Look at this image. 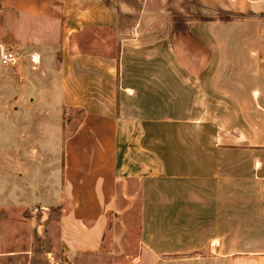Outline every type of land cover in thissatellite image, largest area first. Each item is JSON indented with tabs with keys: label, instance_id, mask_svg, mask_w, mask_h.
Listing matches in <instances>:
<instances>
[{
	"label": "crops",
	"instance_id": "1",
	"mask_svg": "<svg viewBox=\"0 0 264 264\" xmlns=\"http://www.w3.org/2000/svg\"><path fill=\"white\" fill-rule=\"evenodd\" d=\"M144 13L142 0H0V52L17 55L0 64V242L14 264L85 262L127 205L131 264L204 250L264 264V188L224 167L235 114L255 100L233 71L234 31ZM176 29L193 51H178Z\"/></svg>",
	"mask_w": 264,
	"mask_h": 264
},
{
	"label": "rangeland",
	"instance_id": "2",
	"mask_svg": "<svg viewBox=\"0 0 264 264\" xmlns=\"http://www.w3.org/2000/svg\"><path fill=\"white\" fill-rule=\"evenodd\" d=\"M142 8L146 10L144 25H173L177 28L202 19L210 26H229L233 29L234 49L230 56L234 65L233 71L249 75L253 79L255 100L254 111L235 114L240 118L232 128V132L237 136L234 138L235 143L223 145L224 148H232L228 154L232 155L233 159L229 155L224 156L226 159L231 158L224 162V167L236 170L239 188H264V0H142ZM174 39L181 53L183 50H194L190 45L194 40L186 32L176 29ZM206 56L210 63L213 55L206 53ZM224 57H229L227 52ZM211 68L213 65L210 70ZM224 153H227V149H224ZM251 175L254 177L253 185L250 181ZM244 177L246 182L243 184L240 180ZM5 216L4 213L0 218L6 219L3 218ZM26 216L22 215V221H26ZM1 241L0 264H14V259L4 252L7 250V243ZM138 241L139 224L136 210L128 205L124 206L121 211L109 214V226L100 251L80 263L131 264L134 262ZM261 243L257 242L258 249H264L262 245L259 246ZM210 253L204 250L181 257L170 256L162 258L159 264H218L220 257L216 261L215 256ZM32 262L74 264L62 255L48 257L47 260L34 255ZM219 264H231L230 258L223 257Z\"/></svg>",
	"mask_w": 264,
	"mask_h": 264
},
{
	"label": "built area",
	"instance_id": "3",
	"mask_svg": "<svg viewBox=\"0 0 264 264\" xmlns=\"http://www.w3.org/2000/svg\"><path fill=\"white\" fill-rule=\"evenodd\" d=\"M17 61L16 52L11 49H3L0 52V64L4 67L13 66ZM38 208H34V211H37Z\"/></svg>",
	"mask_w": 264,
	"mask_h": 264
}]
</instances>
